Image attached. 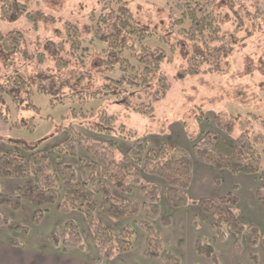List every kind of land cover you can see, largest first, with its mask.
Instances as JSON below:
<instances>
[{
  "label": "trees",
  "instance_id": "16d2710c",
  "mask_svg": "<svg viewBox=\"0 0 264 264\" xmlns=\"http://www.w3.org/2000/svg\"><path fill=\"white\" fill-rule=\"evenodd\" d=\"M215 1L172 0L179 13L171 22L177 25L176 35L183 36L188 52L172 78L184 80L222 69L230 40L221 28L220 12L213 8ZM99 2L98 13H91L89 17L92 35L104 43L102 62L106 68L117 66L121 70L122 75L114 79L116 83H126L133 88L129 89V95H115L110 102H118L134 112L150 116L154 104L162 100L171 87L161 66L163 62L173 60V45L154 28L134 24L132 15L122 3ZM24 14L33 17L22 2L4 0L0 6L1 18H17ZM79 35V27L68 22L65 37L58 41L57 50H63L68 42L70 52L75 53L81 43ZM149 37L162 40L164 44L158 41L146 44L144 40ZM23 41V33L18 30L0 34V45L7 52L21 50ZM54 65L62 68L68 63L57 58ZM97 91L100 88L72 89L71 94L99 97ZM20 92L23 95L20 96ZM30 92L27 79L19 74H10L0 83V119L6 126H33L31 117H24L22 112L24 105L34 106ZM10 102L17 109L12 120L8 108ZM196 109L195 121L199 124L204 120L203 111L198 106ZM73 110L69 114L71 117L65 120L66 124L58 126L45 140L4 139L6 145L0 148V183L3 179H16L21 184L15 193L3 192L0 187V227L9 222L2 208L14 211L28 205L31 208L29 222L34 226L55 208L63 216L60 228L49 233L56 250L84 249L82 228L70 216L78 213L91 235L98 259L109 260L128 253L133 249L136 233H141L140 254L143 258L162 264H180V258L167 248L161 232L172 223L171 215L162 211L163 202L172 210L194 206L199 213L191 216V225L197 227L203 221L202 217H209L212 239L223 242L229 233L236 253L242 250L244 235L249 247L257 244L261 236L257 225L245 224L239 218L236 184L215 198H192L188 193L193 162L199 161L233 175L254 177V196L264 210V164H261L260 150L248 133L232 136L233 123L221 122L220 113H216L215 128L190 132L183 123L187 150L166 138L154 145L148 134L127 127L116 111L107 114L104 108L98 109L97 113ZM93 115H96L93 122H78V125L73 122ZM261 122L264 125V120ZM58 133H64L61 140L52 142L49 149L43 146ZM124 140L127 145L123 149L120 141ZM107 221L119 223L120 229L113 231ZM14 229L25 234L28 226L15 225ZM194 250L209 258L212 264H219L212 242L201 235L194 240ZM249 256L255 261L254 254Z\"/></svg>",
  "mask_w": 264,
  "mask_h": 264
},
{
  "label": "rangeland",
  "instance_id": "374dc122",
  "mask_svg": "<svg viewBox=\"0 0 264 264\" xmlns=\"http://www.w3.org/2000/svg\"><path fill=\"white\" fill-rule=\"evenodd\" d=\"M15 1L24 3L33 17L26 14L17 18L0 16V34L18 30L24 37L19 51L7 52L0 45V83L10 74H19L27 79L31 89L29 98L34 106L24 105L22 112L24 117H31L33 126H7L6 133L0 132V140L7 137L27 142L45 140L58 126L66 124L65 120L71 117L69 114L73 109L78 113H97L98 109L104 108L107 114L116 111L127 127L148 134L154 145L162 138L177 143L180 135L185 138L183 123L190 132L215 128L214 116L220 113L221 122L233 123L232 136L241 132L249 134L260 150L261 164H264V125L261 122L264 120V0H216L213 8L220 12L221 28L230 40V48L221 63L222 69L184 80L172 78L178 64L188 55L183 36L176 35L177 25L171 22L179 13L172 0H113V4L122 3L128 8L134 24L154 28L173 45V60L163 62L161 66L171 81V87L166 96L154 104L150 116L134 112L118 102H110L115 95H129V89L133 88L126 83H116L114 79L122 75L121 70L117 66L106 68L102 62L104 43L92 35L89 17L91 13H98L99 0ZM3 2L0 0V6ZM68 22L76 24L80 31L81 43L75 53L70 52L68 42H65L63 50L56 48L58 41L65 37ZM157 41L164 44V41L153 37L144 40L149 45ZM57 58L66 60L68 65L56 67L54 62ZM95 88H100L97 91L99 97L71 94L72 89ZM197 106L203 111L204 118L199 124L195 121ZM8 108L12 120L17 109L12 102ZM96 115L73 122L76 125L80 124L78 122H93ZM63 136L64 133H58L43 146L49 149L52 142L61 140ZM120 145L124 149L127 142L120 141ZM185 148L188 150V145ZM10 224L12 222L8 226ZM8 226L3 225L2 228ZM197 227L200 229L201 226ZM168 229L173 232L172 227ZM188 229H185L187 234L190 232ZM0 231L2 235L11 237L10 233ZM201 231L206 233L210 229L206 227ZM82 233L91 237L86 226ZM143 262L140 259L137 264Z\"/></svg>",
  "mask_w": 264,
  "mask_h": 264
},
{
  "label": "crops",
  "instance_id": "0c3cea01",
  "mask_svg": "<svg viewBox=\"0 0 264 264\" xmlns=\"http://www.w3.org/2000/svg\"><path fill=\"white\" fill-rule=\"evenodd\" d=\"M182 127V126H181ZM0 132H7V126L0 119ZM170 140V139H168ZM4 140H0V146L3 148ZM176 143V142H175ZM3 144V146H2ZM177 144L183 147L188 145L186 138L181 135L177 138ZM6 145V144H5ZM216 179L218 180L217 182ZM21 181L16 179L1 180L0 187L3 192L15 193ZM236 184V194L238 196L239 218L241 222L256 224L260 231V238L254 247H249L246 241V235L242 237V252L236 253L232 246V237L229 233L223 242L212 239L209 217H202L199 227H194L190 222L193 214H198L199 210L194 206H188L184 209L172 210L166 203H161L162 211L171 215L173 232H169V227L161 229L164 242L169 250L174 252L180 258V264H212L209 258L198 255L194 250V240L197 235H201L207 241L212 242L214 255L219 264H264V210L259 206L254 196L256 182L254 177L243 174H230L225 170H216L212 166L193 162L192 179L188 188L189 196L197 198L200 196L218 197L228 191L232 185ZM8 216L9 225L6 229L0 227V230L10 233L11 237L2 235L0 231V264H137V261L144 260V264H162L158 260L143 258L140 254V247L143 243L141 233H136L133 241V250L114 257L109 260L98 259L95 246L91 237L83 235L85 247L83 250L69 248L65 251H59L54 248L49 233L51 230L60 228L63 216L51 209L37 225H31L29 222L31 208L28 205L18 209H1ZM75 219L80 227L84 229L82 217L78 213L70 215ZM14 223V224H13ZM27 225L28 231L25 234L19 233L14 229L15 225ZM113 231L120 229V224L108 221ZM184 224V225H183ZM181 225H183L181 227ZM189 228V234L185 229ZM206 227L208 232L202 233ZM86 233V232H85ZM12 241H17L13 243ZM255 255V261H252L249 254Z\"/></svg>",
  "mask_w": 264,
  "mask_h": 264
}]
</instances>
